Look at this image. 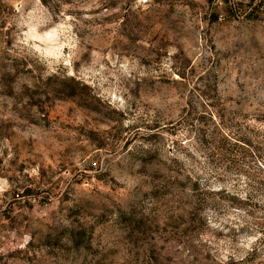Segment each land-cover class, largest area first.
<instances>
[{
    "label": "rangeland",
    "instance_id": "obj_1",
    "mask_svg": "<svg viewBox=\"0 0 264 264\" xmlns=\"http://www.w3.org/2000/svg\"><path fill=\"white\" fill-rule=\"evenodd\" d=\"M0 264H264V0H0Z\"/></svg>",
    "mask_w": 264,
    "mask_h": 264
}]
</instances>
